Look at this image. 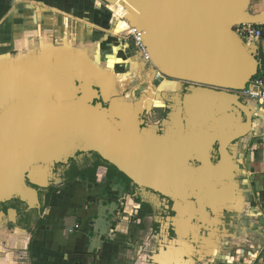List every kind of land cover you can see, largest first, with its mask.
<instances>
[{
  "label": "crops",
  "instance_id": "1",
  "mask_svg": "<svg viewBox=\"0 0 264 264\" xmlns=\"http://www.w3.org/2000/svg\"><path fill=\"white\" fill-rule=\"evenodd\" d=\"M261 2L264 6V0ZM103 5L109 10L103 9ZM122 8L105 0H0V30L11 29V44L13 43L15 51L11 52V58L14 59L26 54L33 56L38 47L39 52L45 50V58L41 59L44 62L45 59L51 60V63L47 61V65H53L55 59L60 57L64 60H76L81 55H84L83 58L87 57L88 65H95L94 69L99 68L96 66L97 62L104 61L106 67L102 70L103 79L109 86L108 89L114 91L113 97L108 95L105 98V103L110 101L115 110L105 107L129 133L134 134L131 127L138 121L130 118L128 105L124 103L129 102L136 95L134 90H137V86L143 84L142 69L145 72L147 65L144 68L142 64L139 70L136 69L134 60H131L134 53L131 52V43L119 39V35L129 38L128 13ZM110 10L114 13L111 22L117 23L116 28L114 27L115 34L111 36L108 34L109 30H105V26L110 27L111 24L108 19ZM253 15L260 19L256 24H264V10ZM32 30L36 32L35 35L31 33ZM98 31H106L108 35L97 41L95 36ZM41 35H44V40L40 39ZM112 37H115L114 43L111 42ZM261 45V50L264 51V42ZM49 49H53L55 53L50 54ZM138 53L142 56L140 50ZM59 80L65 79L55 78L50 82L57 83L49 84H55L54 87L57 86L63 92L62 81ZM70 92L66 91L65 96ZM166 93L161 92V98L155 100L154 112L165 108L163 103L167 104L164 100ZM182 94L183 100L180 101L188 102L186 92ZM244 101L255 118L248 135L236 142V155L231 151L233 160L238 161V174L234 168L233 175L231 176V172L226 176L230 184L224 185L221 182L211 186L201 180L211 178L206 173L199 175L190 166L187 173L180 171V177L187 176L189 180L178 183L177 190L169 185L170 190L185 196L189 194V200L196 204L168 197L174 203L171 209L176 210L179 216L174 223H164L152 214L144 215L140 211L143 205L137 204L130 193L123 194L121 184L117 182L103 181L90 185L77 180L63 186L65 179L55 172V168L44 167L33 172L32 181L44 189L55 188L48 208L40 219L41 222L30 230L17 226V213L13 210L11 230L9 226L6 228L2 225L1 219L5 214L0 216V264H193L192 259H196L199 264H264V115L258 113L257 101ZM177 102L173 101L174 104ZM224 104L219 111L222 119L225 118ZM118 105L122 110L117 108ZM181 105L184 107L182 103ZM181 105H172L171 110L174 112L166 111L163 118L151 113L148 115L151 122L144 119L139 121L141 125L148 122L151 129L150 133L143 135L155 141L170 142L177 134L190 127L202 130L197 119L203 118L206 113H191L192 106L183 108ZM196 108L198 109V105ZM237 111L241 113L239 109ZM170 114H174V117L167 116ZM226 119L228 120L227 117ZM245 121L244 119L236 124L240 125ZM75 156L76 154L69 158L68 162L70 159L75 160ZM241 174L245 179L235 180H239ZM213 188L216 193L219 191L221 202H217V196L211 195L214 194ZM114 194L123 196L115 199ZM112 200L116 201L117 209L114 216L111 215V224L108 225L105 236L101 233L99 235L101 246L95 249L92 242L95 239V225L100 208L105 206L109 209ZM193 210L194 216L191 214ZM210 211L216 214L213 221L208 220ZM71 223L74 225L68 229ZM159 224H162L160 232L155 231V226L158 229ZM211 241L217 250L209 252L211 259L208 260L205 252L210 250L208 246ZM178 242L183 248V255L176 253ZM193 242L196 243L195 247L192 246ZM231 244L241 246L237 256H231L233 252L224 251Z\"/></svg>",
  "mask_w": 264,
  "mask_h": 264
},
{
  "label": "water",
  "instance_id": "2",
  "mask_svg": "<svg viewBox=\"0 0 264 264\" xmlns=\"http://www.w3.org/2000/svg\"><path fill=\"white\" fill-rule=\"evenodd\" d=\"M129 1L132 6L127 8L134 18L127 19L142 31L150 63L160 68L164 77L190 84L186 92L193 88L215 90L203 91L208 113L197 119L203 129L190 127L170 142L129 133L100 102L105 103L107 89L85 72L60 74L59 78L68 80L63 92L49 84L37 90L15 89V94L23 96L12 99L9 92L0 93V97L8 94L0 102V205L18 199L27 205V211L41 209L40 191L32 186H37L33 172L67 164L77 152L97 153L133 182L192 205L196 202L170 190L171 177L165 176L191 167L193 162L200 165L196 169L199 175L206 173L215 183L232 172L231 146L248 135L255 118L241 94L264 65L257 48L235 32L240 24L260 21L245 11L250 0ZM145 36L151 37L152 45ZM50 76L56 77L54 73ZM153 88L157 86L153 84ZM66 91H71L68 96ZM59 94L62 98L57 101L54 98ZM138 103L133 102L134 120L141 118ZM224 103L239 109L246 121L239 125L222 119L219 111ZM152 111L149 106L145 114ZM151 153L154 155L149 156ZM159 180L166 185L164 190L156 185Z\"/></svg>",
  "mask_w": 264,
  "mask_h": 264
},
{
  "label": "rangeland",
  "instance_id": "3",
  "mask_svg": "<svg viewBox=\"0 0 264 264\" xmlns=\"http://www.w3.org/2000/svg\"><path fill=\"white\" fill-rule=\"evenodd\" d=\"M105 2H107V3L109 2V4H110L109 0H105ZM249 2H250L249 3V7L245 8V11L247 13L252 14V15L253 14H259L260 12H262L264 10L263 2H261V0H250ZM103 9H105L107 11L108 8L105 5H103ZM108 13H109V15H108L109 18L108 19H109V22L111 24H110V27L105 26V30L106 31L109 30L110 33H108V34L111 36V34H115V28H116V24L117 23H115V22L112 23L111 22L112 16L114 15V13L111 10L108 11ZM117 27L119 28L121 26H117ZM106 31H98L96 33V36H95L96 40L99 41L102 38H104L105 35H108ZM31 33L33 35H35L36 32L34 30H32ZM119 36H120L119 37L120 40L128 41V43H131V45H132V47H131V45L129 44V46L132 49L131 52L134 51L131 60H134V64L135 65L137 64L136 66L134 65V67H136V69L139 70V67H141L142 64H144V66H143L144 68L147 65L145 72H143L144 69H142L141 81H142L143 84L140 85L139 87L137 86V90H134L135 93L136 92H139V93H136V95L133 96L132 99L129 98L130 99L129 102H125L124 104L128 105L130 107L132 105V103H133V100L135 98L137 100H139L140 94L145 93L146 90H148L151 87L153 88V84H155L157 86V88H158L160 93L161 92H165V93L167 92L166 93V98H164V100L167 102V104L163 103L161 101L165 105V108L164 109L162 108L160 110L156 109L155 112L154 111L152 112V114L156 113V114L159 115L160 118H163L166 115V111H168L170 113L174 112L171 109H172V107L175 104L177 105V103H180V102L182 104H185L184 102H182L180 100H183V96H182L183 94L182 93H183V91L186 88H188V86H190V84H188L187 82H180V81H177V80H172V79H168L167 77H164V75H162V73H161L160 68L158 69L152 63L146 62L142 56L138 55L139 54L138 53L139 49H138L137 46H135L133 38H131L129 36L128 39H125V38H123L124 37L123 35H119ZM40 37H41L40 38L41 40H44V38H45L44 35H41ZM114 38L115 37L111 38L112 39L111 42H113V43H114V40H115ZM108 39H109V37L107 38V41H109ZM11 45H12V49H11ZM13 48H14L13 43L11 44V29L10 30L8 29L6 31L1 29L0 30V93H8L9 92V94L11 95V99L14 98V97L17 98V97L23 96L22 93H21L22 95H20V96L18 94H15V92H14L15 90H11L12 88H15V89L24 88L27 91H29V89L33 90V89L36 88V90H37L40 87H43V88L50 87L49 83H55V84L57 83V82H49V78H52L50 76V74L54 73L56 75V77H54L52 79H55V78H59V76H61L65 72H68L67 76H75V75H77L76 74L77 72L78 73L79 72L80 73H84L85 72L89 78H91L93 80H97L100 83H102L103 87L107 88L108 92L110 91V93H108V95L112 96L113 93H114V91H111V89L110 90L108 89L109 86L107 85V83H105V81L103 79L104 76L102 74V70H103L104 67H106V63L104 61L97 62L96 66H99V68L97 67V69H94L93 67L95 65L94 64H91V66L88 65L89 62L87 60V57L85 56V58H83L84 55H81L79 57V59H76V60H68V59L64 60V59H62V57H60L59 59L58 58L55 59L56 62L53 61L54 62V63H52L53 65H47L48 64L47 61L49 63H51V60L45 59V62H44V59H41V58H45V55L43 54L45 50H42V52H39L40 49L37 47V48H35L36 51L33 53V56H30V55L26 54V55L20 56V58H15L14 59V58H11V52L12 51L15 52L13 50ZM37 49H39V50H37ZM48 52L50 54L51 53L52 54L55 53L53 49H49ZM39 53H41V54H39ZM12 57H14V56H12ZM259 58L264 60V51L261 50ZM50 59H52V58H50ZM20 63H22V64H20ZM91 68H93L94 71ZM153 70H157L158 74H155L156 77L154 79H150L151 76L153 75V73H152ZM112 76H114V75H112ZM61 81L60 82L62 83V85H61L62 87H63V84L68 82V80H66V79L65 80H61ZM55 84H54V86H55ZM52 88H54V87H52ZM56 89H58L57 86L55 87V90ZM201 89L203 91L206 89V90L215 92V90H213L211 88L210 89L209 88H201ZM166 90H168V91H166ZM134 91H132V92H134ZM55 93H57V92L55 91ZM7 95L8 94H5L4 97H0V101L2 102L1 99L7 98ZM57 95H58V93H57ZM186 95H187V97H190V96L193 95V93L192 92L191 93H186ZM187 97H186V101L188 99ZM61 98L62 97L59 94V96L58 97L55 96L54 99L58 101ZM241 99H243V101H244L247 98L241 97ZM174 100L178 101V102L174 104L173 103ZM127 103H129V104H127ZM199 106H200V111L201 112L203 111L205 113H208L206 111V109H204V107L201 105L200 102H199ZM133 107L134 106H132V108ZM225 107L226 108L224 110V113L223 112L222 113H223L224 117L225 118L227 117L228 120L231 123H238L240 121H244L245 116L243 114H241L240 112H238L237 108H235L233 105L229 104V105H226ZM113 108H112V111H113ZM117 108L119 110H122L120 108V105H118ZM137 110H138V117L139 116H141V118L144 117V114L142 113V115H141V113H140L141 112V107H137ZM142 112H144V111H142ZM129 115H130V118H131L132 113H130V111H129ZM173 115L174 114H170V115H167V116L172 118V117H174ZM218 118H219V116H218ZM145 120H147L148 122L149 121L151 122L150 117H148V119H145ZM143 129H144V131H146V133H148V132L150 133L151 129H148L147 126L143 127ZM232 129H233V127H232ZM235 145H236V142H235V144H233L231 146V151L233 152V154L236 155L237 149H236ZM84 155H86V157ZM217 159H218V156L216 155L215 156V160H217ZM77 160H78V164H79V169L80 170L86 169L88 167H92L94 165V163H95V159L93 158L91 153L80 154V156L77 158ZM234 163H235L234 168H236L235 170L237 172V170L239 171V169H237L238 168V164H237L238 161L236 162V159H234ZM234 168L232 170L231 176L234 173ZM105 174H106L105 168L102 167L99 170V182L98 183L103 182V178H104ZM236 174H238V172ZM244 179H245V177L243 178V175L241 174L240 175V179L239 180L235 179V180L242 181ZM77 180H79V179H76L75 181H77ZM201 180L203 182L207 183V184H211V186L217 185V184H221V182L224 185L230 184V182L228 181L229 179L227 177L223 178L218 183L213 182V180L211 178H202ZM69 182H71V181L64 180L62 185L64 186L66 183H69ZM113 182H117V184H121V188H122L123 194L125 192H128V193H131L130 195L134 199H135L136 196H138L141 199L142 203H140V204L137 203V204H139L140 206H141V204L144 205V206H141V210H140L142 213H144V215L145 214L146 215L147 214H152V215H154V217H158V219H160L162 222H164V223L168 222L170 224L174 223L175 219L179 218L178 214L174 210L171 209V207L169 205V199L164 197V196H162L161 194H156V193H153L152 191H150L149 189H145V188H142V187H135L134 185H132L130 187L126 183H124L123 181H121L120 183H119V181H113ZM58 187L60 188V186H58ZM209 187H210V185H209ZM42 188H43L42 189L43 195L41 196V198L43 199V202H45L44 201L45 200V194L48 191V189L46 188V190H45L44 187H42ZM212 191L214 192V194H211V195L213 197L217 196L218 197V199L216 198L217 202H221L219 200V196H221L219 191L216 193V190L214 188L212 189ZM121 195L122 194L117 195L118 198H121L120 197ZM117 196H116V194H114V198L115 199H117ZM116 209H117V203H116L115 200H112L109 209H107L105 206H102L100 208V214H99L98 220L96 221V225H95V237H94L95 239L92 242V246L95 249L98 248L99 246H101L102 240L100 239L99 235L101 233L102 236H105V234L107 233V231L109 229L108 225L111 224V221H110L111 215L114 216V212L116 211ZM148 209H150L149 210L150 212L148 211ZM9 212L7 214H5V216L2 217L1 221H2V225L4 227L7 228L9 226V229L11 230V210ZM2 214L4 215V213H1L0 216ZM215 215H216L215 213H212L210 211L208 220L209 221H213ZM139 218L142 219L143 217H139ZM38 219H39L38 216L34 217V225L36 224ZM16 224H17V220H16ZM73 225H74L73 223L68 225V229L71 228ZM161 225L162 224H159L158 229L155 226V231L157 230L158 232H160V230L162 229ZM212 241L214 242V240H212ZM212 241L210 242L211 244L208 246V249H210V250L205 252V254L207 255V259L208 260L211 259V257H210L211 254L209 252L214 251V249L217 250V248L214 247V243L215 242L213 243ZM195 245H196V243L193 242L192 246L195 247ZM177 248H178V250H176V253H178L179 255L181 253L183 255V248H181L179 246V242H178ZM226 248L228 250L225 249L224 251L231 252V253L233 252L234 254H231V256H237L238 255L237 252H238L239 248H241V246L240 245L231 244V245H227ZM216 253H218V251H216ZM155 254H158V253H155ZM155 258H156V260H158L157 257H155ZM192 260H193V264H195V263L197 264L198 263V261L196 259H192ZM159 261H162V260L160 259ZM158 264H162V262H158ZM163 264H165V262H163ZM169 264H170V262H169Z\"/></svg>",
  "mask_w": 264,
  "mask_h": 264
},
{
  "label": "trees",
  "instance_id": "4",
  "mask_svg": "<svg viewBox=\"0 0 264 264\" xmlns=\"http://www.w3.org/2000/svg\"><path fill=\"white\" fill-rule=\"evenodd\" d=\"M263 74L264 71L260 72L259 76H264ZM91 155L95 159V163L92 167H88L86 169L80 170L79 164L76 161H72L67 166L56 164L54 167L55 172H57V174L61 178L67 181H75L76 179H79L80 181L88 182L91 185V184H97L99 182V170L102 167H104L106 171V174L103 178L104 182L119 181L120 183L121 181H123L130 187L133 185L134 182L129 177H127L125 174L119 171L115 166L103 161L97 153H92ZM84 156L86 157V155ZM32 186L38 190H41L42 192L43 189L42 186H34V185ZM54 192H55V188L52 187L48 188V191L45 194L46 201L43 202L42 199V207L39 210L27 211V205L17 199L1 204L0 214L1 213L7 214L10 210L15 211L17 213V226L25 230H30L34 225V217L36 216L39 217V219L36 222L37 224L41 222L40 219L45 214L48 208V203L50 202V199ZM42 195L43 193H41V196ZM135 200L137 203L142 202L138 196L135 197Z\"/></svg>",
  "mask_w": 264,
  "mask_h": 264
},
{
  "label": "built area",
  "instance_id": "5",
  "mask_svg": "<svg viewBox=\"0 0 264 264\" xmlns=\"http://www.w3.org/2000/svg\"><path fill=\"white\" fill-rule=\"evenodd\" d=\"M237 35L249 46L257 48L261 52V44L264 42V24L243 23L236 27ZM134 44L142 53L146 62H150V54L143 43L142 31L136 27L132 28L130 35ZM246 100H255L258 102V113L264 115V76H256L247 85L246 90L242 93Z\"/></svg>",
  "mask_w": 264,
  "mask_h": 264
},
{
  "label": "flooded vegetation",
  "instance_id": "6",
  "mask_svg": "<svg viewBox=\"0 0 264 264\" xmlns=\"http://www.w3.org/2000/svg\"><path fill=\"white\" fill-rule=\"evenodd\" d=\"M189 87V86H188ZM186 92V89L183 91V93H185ZM193 93V95L192 96H190V97H187L188 99H187V101L188 102H186L185 104H183L184 105V107H189V106H192L193 108H192V110H191V113H194V111H199V112H201L200 110H199V102L201 103V105L204 107V109H206V107H205V105H204V98H205V95L203 94V90L201 89V88H193V89H190V90H188L186 93ZM109 93V92H108ZM137 93H139V92H137ZM141 95V94H140ZM187 96V95H186ZM241 97H243L242 96V94H241ZM134 100H137L136 98L134 99ZM134 100H133V102H134ZM243 100V99H242ZM96 102V101H95ZM101 103H102V105L103 106H107L110 110H112V105H111V103H110V101L106 104V103H104V101H100ZM177 104H180L181 105V103H177ZM198 105V109L196 108V106ZM132 106H133V103H132V105L129 107L128 106V110L130 111V113H132V116H131V118L133 119V113H134V110H133V108H132ZM181 107H183L182 105H181ZM183 107V108H184ZM114 110H115V107L113 108ZM154 109V108H153ZM145 110H147L144 106H142V108H141V112L142 111H144V112H142L143 114H144V117H142V118H140V120H135V121H138V122H136L135 124H134V126L133 127H131V131H134V132H138V133H142V134H146V131H144V129H143V127H145V126H147V128L148 129H150V127H149V125H148V122H146V123H144L143 125H141L140 124V122L139 121H142V119H148V115L147 114H145ZM154 111V110H153ZM152 111V112H153ZM206 111H207V109H206ZM151 112V113H152ZM150 113V114H151ZM142 115V114H141ZM141 117V116H140ZM147 121V120H146ZM212 121V120H211ZM212 123V122H211ZM147 124V125H146ZM213 124V123H212ZM141 125V126H140ZM92 154V153H91ZM80 156V153L79 152H77L76 153V156H75V160H69V162L67 163V164H60V165H62V166H67V165H69V163L70 162H72V161H76L77 163H78V160H77V158ZM108 163V162H107ZM110 164V163H109ZM199 166V164L197 163V162H193V164L191 165V167L193 168V169H197V167ZM188 167L187 168H181V169H179V170H177L176 172H173L171 175L169 174V175H167V176H165V177H171V181H170V185L172 186V189L173 190H177L178 189V183H180L181 184V182L183 181V180H189V178L187 177V176H183V177H180V176H182L181 175V172L180 171H182L183 173H187V171H188ZM187 175V174H186ZM133 185L135 186V187H142V188H145V189H152L153 191H158V192H161L160 190H158L157 188H154V187H147V186H143V185H140V184H138V183H136V182H134L133 183ZM174 185H176V187L174 186ZM187 187H188V185H186ZM175 187V188H174ZM186 189V188H185ZM40 191V197H41V190H39ZM158 194V193H157ZM162 196H164V197H166V198H168L167 196H165V195H163V194H161ZM189 194H187V196H188ZM41 203H42V198H41ZM173 202L172 201H169V205H170V207H172L173 206ZM176 211V210H175Z\"/></svg>",
  "mask_w": 264,
  "mask_h": 264
},
{
  "label": "bare ground",
  "instance_id": "7",
  "mask_svg": "<svg viewBox=\"0 0 264 264\" xmlns=\"http://www.w3.org/2000/svg\"><path fill=\"white\" fill-rule=\"evenodd\" d=\"M115 5H117L118 7H120V6H122L123 8V11L124 12H126V13H128V17L130 16V17H133L134 16V14L129 10V8H127L128 7V5H130V6H132V3L129 1V0H117L116 2H115ZM134 18V17H133ZM129 21V20H128ZM132 26H131V24L129 25V36L132 34ZM145 38H146V40L150 43V45H152V39H151V37H149V36H145ZM151 59V58H150ZM153 73V72H152ZM153 75H154V73H153ZM151 76L152 78H150V79H154L156 76L154 75V76ZM151 81V80H150ZM161 98V93L159 92V90H158V88H149L144 94H143V96H142V98L141 99H139V103H138V105H137V107H141L142 108V106H144L146 109H147V107H149L150 106V108H152L153 107V104H154V102H155V100H158V99H160ZM1 102V101H0ZM205 105V104H204ZM207 109V108H206ZM141 114H142V112H140ZM242 130V128L240 127L239 128V131H241ZM133 133H135L134 131H132ZM153 156L154 155V153L152 154H150L149 156ZM226 157V156H225ZM225 159V158H224ZM165 161V159L163 160V162ZM165 178H167V177H165ZM161 180V179H160ZM158 181V182H156V185L159 187V188H161V189H163L166 185L164 184V182L163 181ZM164 190V189H163ZM191 214L192 215H194V210L191 212Z\"/></svg>",
  "mask_w": 264,
  "mask_h": 264
}]
</instances>
